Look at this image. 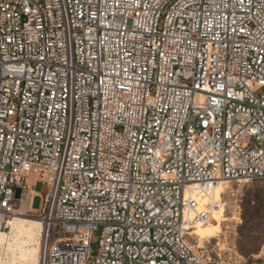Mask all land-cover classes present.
<instances>
[{"label": "built area", "instance_id": "1", "mask_svg": "<svg viewBox=\"0 0 264 264\" xmlns=\"http://www.w3.org/2000/svg\"><path fill=\"white\" fill-rule=\"evenodd\" d=\"M230 180H264V0H0V230L40 183L39 264H211L187 189Z\"/></svg>", "mask_w": 264, "mask_h": 264}, {"label": "rangeland", "instance_id": "2", "mask_svg": "<svg viewBox=\"0 0 264 264\" xmlns=\"http://www.w3.org/2000/svg\"><path fill=\"white\" fill-rule=\"evenodd\" d=\"M224 184L216 205L226 218L220 223L221 232L201 243L188 235L187 241L202 250L211 264H264V180H230ZM36 191L33 207L39 208L46 190L39 183ZM24 215L39 219L34 211ZM211 222L216 223L213 218Z\"/></svg>", "mask_w": 264, "mask_h": 264}, {"label": "bare ground", "instance_id": "3", "mask_svg": "<svg viewBox=\"0 0 264 264\" xmlns=\"http://www.w3.org/2000/svg\"><path fill=\"white\" fill-rule=\"evenodd\" d=\"M225 182L220 181L212 191L201 196H199L200 192L195 190L197 188L195 185L187 189V194L200 204L208 200H213L215 203L210 219L207 222L196 223L193 230L188 233L189 237H194L198 240L197 242L201 243L204 239L215 238L221 232L220 223L226 218L220 215L216 205ZM26 207L25 201L22 204L21 213L15 215L11 221L10 231L0 230V264H39L42 224L39 219L24 215L27 211ZM212 218L216 221L215 224L211 222Z\"/></svg>", "mask_w": 264, "mask_h": 264}, {"label": "crops", "instance_id": "4", "mask_svg": "<svg viewBox=\"0 0 264 264\" xmlns=\"http://www.w3.org/2000/svg\"><path fill=\"white\" fill-rule=\"evenodd\" d=\"M39 208H40V207H39ZM39 208H35V207H33V211L37 213L38 210H39ZM37 216H38V214H37Z\"/></svg>", "mask_w": 264, "mask_h": 264}, {"label": "water", "instance_id": "5", "mask_svg": "<svg viewBox=\"0 0 264 264\" xmlns=\"http://www.w3.org/2000/svg\"><path fill=\"white\" fill-rule=\"evenodd\" d=\"M18 193H19V191H18ZM18 195V194H17Z\"/></svg>", "mask_w": 264, "mask_h": 264}]
</instances>
